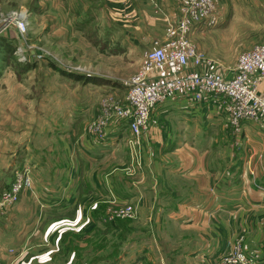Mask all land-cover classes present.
<instances>
[{
  "label": "rangeland",
  "instance_id": "1",
  "mask_svg": "<svg viewBox=\"0 0 264 264\" xmlns=\"http://www.w3.org/2000/svg\"><path fill=\"white\" fill-rule=\"evenodd\" d=\"M234 2L231 7L222 8L223 16L229 15L230 21L213 36L218 59L232 71L238 55L264 39V0ZM105 8L104 13L90 8L83 10L75 20L69 21L68 17L52 12L51 0H0V189L3 190L0 199L8 194L16 196L7 206L0 205L1 222L6 217L7 222L3 224L6 223L11 232L7 231L6 246L0 247V262H3L0 264H108L149 230V223L141 221L132 200L126 204L132 206L133 214L118 216L109 200L100 203L101 200L87 199L86 195H76L73 187L74 197L78 196L76 205L85 198L84 205L95 213L105 203L103 220L113 216L109 220L111 225L97 223L92 214V217L84 216L83 223L78 221V226H74L71 221L74 216L64 220L61 213L43 207L34 195L37 179H43L45 186L51 189V177H56L59 184L67 180V174L74 176V173L89 178L105 174L103 176L111 178L117 165L107 155L88 168H80L71 146L65 148L68 141L65 135L73 126L70 115L78 111L75 102L84 103L82 113L87 106L83 129L94 138L86 129V122L96 117L103 97L112 95L117 101L124 100L130 77L138 70L143 51L150 47L153 39L138 43L124 39L123 36H129L135 29L126 22H117L131 14L126 11L128 16L117 17ZM143 10H137L136 15L142 17ZM173 19L174 16H170L166 22ZM21 22L25 23L23 29L18 27ZM190 38L194 41L192 35ZM204 54L215 61L208 53ZM72 72L102 80L97 83L78 80L69 75ZM74 99L75 102L69 103ZM222 112L229 130L227 143L239 140L241 135L243 143L251 147L256 143L264 146V117L259 118L260 122L245 120L256 124L254 127L260 133L247 136L241 126L236 130L230 125ZM118 120L109 117L104 129ZM219 134L220 131L215 132L213 137L216 144L221 143ZM129 138L126 144L134 150L138 147L137 140L131 143ZM131 171H124V175L131 176ZM26 179L31 180L32 186H27ZM18 184L19 189L14 191ZM18 204L21 216L13 217L12 208ZM262 220L264 228V217ZM144 225L147 228H142ZM239 236L245 240L244 234L232 239ZM148 237L153 238L151 233ZM244 251L252 260L245 247ZM6 255L7 260H4L2 257Z\"/></svg>",
  "mask_w": 264,
  "mask_h": 264
},
{
  "label": "crops",
  "instance_id": "2",
  "mask_svg": "<svg viewBox=\"0 0 264 264\" xmlns=\"http://www.w3.org/2000/svg\"><path fill=\"white\" fill-rule=\"evenodd\" d=\"M216 3L218 22L213 26L198 23L192 38L198 49L215 59V68L230 77L233 71L218 59L213 36L230 21L229 15L223 16L222 8L236 2L217 0ZM175 5L174 0H51L52 12L68 17L69 21L89 8L104 13L106 7L105 10L110 9L117 17L128 16L127 11L131 15L117 23L126 22L135 29L129 36H123L134 43L162 36L166 19L175 16ZM142 9L144 15L137 16V10ZM259 88H264V79ZM75 103L78 111L70 115L73 126L65 135L68 137L65 148L71 146V153L80 168H88L91 163L109 155L113 164L117 162L112 177L103 174L89 178L74 173V176L67 174V180L60 184L56 177H51V189L45 186L43 179H37L34 195L43 207L61 213L64 220L74 216L71 219L74 226H78V221L83 223L84 216L92 217L94 211L84 205L85 198L76 205L78 196L74 197L73 187L76 195H86L87 199L101 200L100 203L111 199L132 200L141 221L149 223V230L108 264H217L225 242L239 234L245 235L243 246L253 260L264 261V228L261 225L264 217V146L256 143L251 147L245 141L243 143L241 135L239 140L227 143V123L222 109L214 102L191 103L185 97L177 96L158 106L151 112L148 128L139 137L138 147L134 150L126 144L129 129L120 121L111 124L103 137L91 138L84 133L87 106L82 113L84 103ZM255 125L243 122L240 129L247 136L253 132L260 134ZM219 131L221 143L216 144L213 137ZM128 169L132 170L131 176L124 175ZM46 184L50 182L46 181ZM20 211L18 204L11 214L18 217ZM42 213L45 214V209ZM102 217L96 220L97 223L107 221ZM5 219L3 222L0 219V229H3L0 230V247L6 246L5 237L10 232L6 223L3 224L7 222ZM24 230L26 232L27 228ZM150 233L153 238L148 237ZM7 256L2 258L7 260Z\"/></svg>",
  "mask_w": 264,
  "mask_h": 264
},
{
  "label": "built area",
  "instance_id": "3",
  "mask_svg": "<svg viewBox=\"0 0 264 264\" xmlns=\"http://www.w3.org/2000/svg\"><path fill=\"white\" fill-rule=\"evenodd\" d=\"M176 1L173 21L166 22L163 35L153 38L150 47L143 51L139 68L130 77L124 100L117 101L112 95L103 97L96 117L86 122V129L95 137H103L109 117H115L127 125L133 137L129 141L132 143L136 139L138 143L148 128L154 108L177 96L191 103L214 102L236 130L245 120L264 117V89H259L264 78V39L241 52L232 75L226 77L215 68V61L190 38L198 23L213 26L218 22L215 0ZM24 24L21 22L18 27L23 29ZM26 183L32 186L31 180L26 179ZM19 187L20 184L16 185L14 191ZM15 198V194L4 195L0 205L7 206ZM109 202L118 216L133 214L127 202L116 199ZM112 218L109 215L104 220ZM243 241L242 236L227 240L217 264H264V261L249 259Z\"/></svg>",
  "mask_w": 264,
  "mask_h": 264
},
{
  "label": "trees",
  "instance_id": "4",
  "mask_svg": "<svg viewBox=\"0 0 264 264\" xmlns=\"http://www.w3.org/2000/svg\"><path fill=\"white\" fill-rule=\"evenodd\" d=\"M83 23H84V21L86 22V19H82L81 20ZM71 77H76L78 80L79 79H83L84 81L86 80V82H95V83H97V82H99L98 80H102L101 78L99 79V78H94V77H92V76H89V74H83V73H78V72H72V73H70L69 74ZM105 79V78H104ZM107 80V79H106ZM109 81V80H108ZM104 82V81H103ZM13 176V175H12ZM6 185H7V187H8V185H9V183H6ZM6 187V188H7ZM3 192V190H1L0 189V193H2ZM105 203H102V205H100L98 208H97V211L99 210V212H95L94 213V217H95V220H98V218H99V216L101 215H103V209H104V205ZM105 223V225L106 224H108V225H111L112 224V222H109V221H106V222H104ZM117 226V225H116Z\"/></svg>",
  "mask_w": 264,
  "mask_h": 264
}]
</instances>
